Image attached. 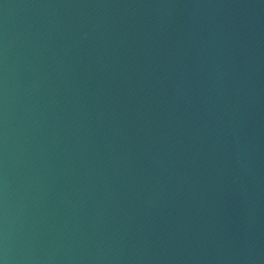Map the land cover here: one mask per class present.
Here are the masks:
<instances>
[{
    "label": "water",
    "instance_id": "obj_1",
    "mask_svg": "<svg viewBox=\"0 0 264 264\" xmlns=\"http://www.w3.org/2000/svg\"><path fill=\"white\" fill-rule=\"evenodd\" d=\"M0 264H264V0H0Z\"/></svg>",
    "mask_w": 264,
    "mask_h": 264
}]
</instances>
